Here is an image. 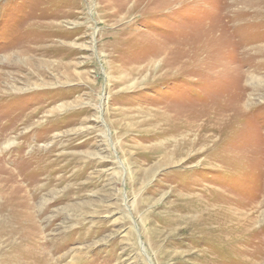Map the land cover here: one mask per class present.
I'll return each mask as SVG.
<instances>
[{"label":"rangeland","instance_id":"rangeland-1","mask_svg":"<svg viewBox=\"0 0 264 264\" xmlns=\"http://www.w3.org/2000/svg\"><path fill=\"white\" fill-rule=\"evenodd\" d=\"M0 133V264H264V0H0Z\"/></svg>","mask_w":264,"mask_h":264},{"label":"bare ground","instance_id":"bare-ground-1","mask_svg":"<svg viewBox=\"0 0 264 264\" xmlns=\"http://www.w3.org/2000/svg\"><path fill=\"white\" fill-rule=\"evenodd\" d=\"M6 145H8V144H6ZM6 145H5V147H6ZM33 193H30V192L28 193L26 190H23L19 186H16L15 183L12 184V182H10L8 184L6 183V184H3V185H0V200L2 201V204H3V211H5L7 213L12 211V212H15V213L22 214L23 216L26 214V216L29 217L28 214L31 212V208H32V206L30 205V203H31L30 201H33L36 198V194H33ZM0 210H2V208H0ZM32 235H33V239L31 240V242L29 244H31L33 246V248H32L33 250L38 249V251H39V253L35 252L33 254H30V255H32L31 257H33V263L32 264H51V263L47 262V258L46 257H44L43 255L41 256V254H40V245L34 239L35 238L34 233ZM41 248L43 249V245H42Z\"/></svg>","mask_w":264,"mask_h":264}]
</instances>
